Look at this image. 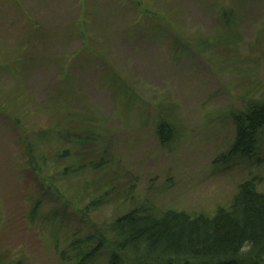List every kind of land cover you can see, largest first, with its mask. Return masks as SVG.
Instances as JSON below:
<instances>
[{"label":"rangeland","instance_id":"rangeland-1","mask_svg":"<svg viewBox=\"0 0 264 264\" xmlns=\"http://www.w3.org/2000/svg\"><path fill=\"white\" fill-rule=\"evenodd\" d=\"M254 106L264 0H0V264H73L89 224L133 208L264 193V127L228 157Z\"/></svg>","mask_w":264,"mask_h":264},{"label":"trees","instance_id":"trees-1","mask_svg":"<svg viewBox=\"0 0 264 264\" xmlns=\"http://www.w3.org/2000/svg\"><path fill=\"white\" fill-rule=\"evenodd\" d=\"M232 118L235 141L228 157L250 158L264 127V106ZM157 131L163 139L170 129L161 124ZM88 227L73 264H88L105 252V264H264V193L253 179L241 183L229 206L217 207L211 216L137 207L101 230Z\"/></svg>","mask_w":264,"mask_h":264}]
</instances>
